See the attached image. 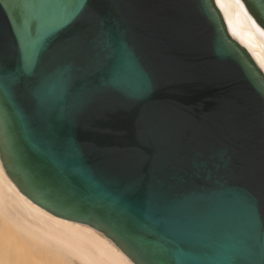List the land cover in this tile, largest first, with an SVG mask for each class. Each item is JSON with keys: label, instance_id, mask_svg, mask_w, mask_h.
<instances>
[{"label": "water", "instance_id": "water-1", "mask_svg": "<svg viewBox=\"0 0 264 264\" xmlns=\"http://www.w3.org/2000/svg\"><path fill=\"white\" fill-rule=\"evenodd\" d=\"M12 76L0 158L33 202L136 264H264V72L215 0H0Z\"/></svg>", "mask_w": 264, "mask_h": 264}, {"label": "bare ground", "instance_id": "bare-ground-1", "mask_svg": "<svg viewBox=\"0 0 264 264\" xmlns=\"http://www.w3.org/2000/svg\"><path fill=\"white\" fill-rule=\"evenodd\" d=\"M215 2L229 34L247 49L264 72V30L244 1ZM0 222V227H12L8 231L13 230L10 234L17 236H11L12 239L17 238L18 244L24 245L15 247L14 241L9 243L7 239H12L7 238L9 232L4 228L8 233L4 237L5 234L0 232V236L3 235L0 264H136L103 232L91 225L54 215L33 202L7 175L1 158ZM4 238L9 243L5 242L7 247Z\"/></svg>", "mask_w": 264, "mask_h": 264}, {"label": "snow or ice", "instance_id": "snow-or-ice-1", "mask_svg": "<svg viewBox=\"0 0 264 264\" xmlns=\"http://www.w3.org/2000/svg\"><path fill=\"white\" fill-rule=\"evenodd\" d=\"M260 3L264 4V0H260ZM38 52L39 50H33L28 54V58L22 61V71L24 75H31L32 71H34L38 63ZM16 82L17 78L15 76L10 77L6 81L0 80V148L4 146L5 142H7L9 148H11L13 143L9 127L10 117L8 108L11 107L14 110V114L17 118H22V114L16 107L13 95V88ZM176 264H185V262L178 258ZM211 264H218V262H211Z\"/></svg>", "mask_w": 264, "mask_h": 264}, {"label": "rangeland", "instance_id": "rangeland-1", "mask_svg": "<svg viewBox=\"0 0 264 264\" xmlns=\"http://www.w3.org/2000/svg\"><path fill=\"white\" fill-rule=\"evenodd\" d=\"M0 224H2V223L0 222ZM4 228H6V230L8 231V229H10V228L12 229V227L9 228L8 226L5 227L4 225H3V227H2V226L0 227V232H1V234H3V235L5 234L4 237H6V234H7L8 232H9L8 234H10L11 231H12V233H13V230H10V231L7 232ZM1 229H2V230H1ZM14 231H15V229H14ZM15 232H16V231H15ZM16 233H17V232H16ZM8 234H7V236H8L7 238H10L11 236L13 237V235H14V238L17 237V236H15V234H13V235H11V234L8 235ZM3 235L0 236V240H2V238H3L2 236H3ZM9 236H10V237H9ZM12 237H11L10 239H12ZM7 238H4V245H5V242H6V244H9L10 242H13V241H14V239H12V241H11V240H9V239H7ZM5 239H7V240L9 241V243H7L8 241H6ZM16 239H17V238H16ZM16 239H15V241H16ZM18 240H19V239H18ZM15 241H14L15 247H20L19 245H23L22 242H21V244H20V243L18 244V242L16 241L17 244H18V246H16L17 244H16ZM19 242H20V241H19ZM12 245H13V244H11V246H12ZM26 245H27V244H26ZM5 246L7 247V245H5ZM13 246H14V245H13ZM23 246H24V245H23ZM27 246H28V245H27ZM28 247L31 248L30 245H29ZM32 247H33V246H32ZM53 261H54V260H53ZM54 262H55V261H54ZM52 264H53V263H52Z\"/></svg>", "mask_w": 264, "mask_h": 264}]
</instances>
